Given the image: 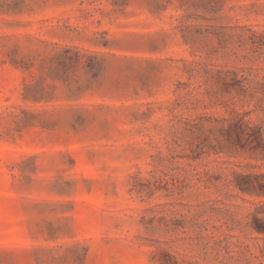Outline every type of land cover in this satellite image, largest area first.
<instances>
[{
	"label": "rangeland",
	"instance_id": "obj_1",
	"mask_svg": "<svg viewBox=\"0 0 264 264\" xmlns=\"http://www.w3.org/2000/svg\"><path fill=\"white\" fill-rule=\"evenodd\" d=\"M0 264H264V0H0Z\"/></svg>",
	"mask_w": 264,
	"mask_h": 264
}]
</instances>
